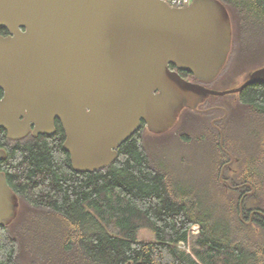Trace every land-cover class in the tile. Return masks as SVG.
<instances>
[{"label":"water","instance_id":"95a60500","mask_svg":"<svg viewBox=\"0 0 264 264\" xmlns=\"http://www.w3.org/2000/svg\"><path fill=\"white\" fill-rule=\"evenodd\" d=\"M0 27L9 32L0 34V128L20 140L53 133L57 118L75 171L113 162L141 122L162 134L184 108L198 111L210 96L264 82L263 65L233 87L203 85L217 78L232 47L221 0L180 8L164 0H0ZM5 155L0 148V161ZM18 208L0 170V225Z\"/></svg>","mask_w":264,"mask_h":264},{"label":"trees","instance_id":"16d2710c","mask_svg":"<svg viewBox=\"0 0 264 264\" xmlns=\"http://www.w3.org/2000/svg\"><path fill=\"white\" fill-rule=\"evenodd\" d=\"M221 1L231 22L264 31V0ZM228 95L258 115L261 128L248 125L245 132L253 135L254 148L237 156L236 172L232 149L223 137L217 142L210 136L217 149H203L208 152L202 154L201 182L180 180L151 154L143 136L151 132L144 122L121 143L113 162L92 171L72 168L60 124L52 134L20 140H10L0 128V148L6 153L0 170L19 200L16 218L0 225V264H17L21 241L11 229L22 204L43 211L33 216L32 230L24 236L44 256L43 264H264V82ZM141 228L150 229L153 238L138 239ZM181 242L186 248H179Z\"/></svg>","mask_w":264,"mask_h":264},{"label":"rangeland","instance_id":"374dc122","mask_svg":"<svg viewBox=\"0 0 264 264\" xmlns=\"http://www.w3.org/2000/svg\"><path fill=\"white\" fill-rule=\"evenodd\" d=\"M237 22V19L232 20L234 41L229 60L219 77L211 83L217 89H225L236 85L245 71L264 62V31L259 30L257 25L251 26L247 23L240 26ZM250 36H258L259 39H251ZM200 108L202 111H185L174 127L163 135H152L148 132L143 135L151 154L155 158L160 156V159L166 164L165 166L170 168L176 177L189 182H192L193 179L201 182L204 177L205 165L202 154L208 151H203V149H217L216 143L210 142V136L215 137L214 140L217 142L220 141L219 131L213 125H217L223 131V141L232 149L230 152L234 156V161L238 155L247 156L248 149L254 148L253 135L245 132L249 129L248 125L251 127L258 125L260 127L262 121L258 115L250 112L233 95L210 97ZM240 123L241 126L239 127L238 124ZM184 136L190 138L191 141L188 143L183 141L182 137ZM200 136L204 137L203 142L198 143L196 141L199 140ZM210 145L212 148L209 147ZM184 154L190 155L191 160H184ZM228 162L229 160L226 163ZM236 162L234 161L231 167L234 172H236L238 166ZM231 174L233 173L229 172L228 177ZM218 176L219 182H222L223 176H221V173ZM207 181H210V179L207 178ZM223 189V197L229 199V191ZM253 192L254 189L246 192V194ZM235 195L238 197V193L235 192ZM42 212L41 209L32 208L25 204L20 206L19 216L13 222L11 229V234L13 236L17 234L21 241V247L16 257L17 264H43L44 256L37 252L33 244L30 245L29 241L28 243L24 240V236L28 238L26 233H30L32 230L31 220L33 216L42 215ZM152 238L153 233L150 229L141 228L139 230L138 239L149 240ZM44 239L46 238L43 237L42 240ZM178 246L181 249L186 248L182 242Z\"/></svg>","mask_w":264,"mask_h":264},{"label":"flooded vegetation","instance_id":"af4514ba","mask_svg":"<svg viewBox=\"0 0 264 264\" xmlns=\"http://www.w3.org/2000/svg\"><path fill=\"white\" fill-rule=\"evenodd\" d=\"M5 29V28H4ZM4 33L3 34H1V35H3V36H6V35H8L9 34V32L5 29V31H3ZM234 36H232V46H233V41H234ZM250 38L252 39H259V37L258 36H255V37H253V36H250ZM231 49H232V47H231ZM227 62V61H226ZM225 65H226V63H225ZM264 65V62L263 63H261L260 65H257V66H255V67H253V68H251V69H248L247 71H245L243 74H242V78H241V80L236 84V85H238L239 83H241L243 80H245L247 77H248V75H249V73L252 71V70H254V69H256V68H258V67H260V66H263ZM224 68V67H223ZM184 79H186L187 81H190V82H197L196 81V79L191 75V74H189V73H183L184 71H180V70H177L176 68H174ZM220 75V74H219ZM219 75L217 76V78L219 77ZM217 78H215L213 81H215ZM213 81H211V82H209V83H204L203 85H205V86H207L208 88H211V89H215V90H222V89H217V88H215V87H213V85L211 84ZM226 89V88H225ZM4 96V92H3V90L2 89H0V99L2 98ZM211 97V96H210ZM209 97V98H210ZM208 98V99H209ZM207 99V100H208ZM206 102V101H205ZM205 102L204 103H202V104H199L198 105V108H199V110L198 111H202V109L200 108L203 104H205ZM216 107H221V106H216ZM185 111H187V112H193L192 110H190V109H188V108H184L182 111H181V113L179 114V117H178V119H177V121L179 120V118H180V116L185 112ZM57 124H60V121L57 119V118H55V120H54V131H55V128H56V125ZM61 125V124H60ZM216 127V126H215ZM217 128V127H216ZM31 129H33V127H31ZM218 129V128H217ZM218 131H219V134H220V136H221V134H222V132L218 129ZM54 133V132H53ZM29 134H32L31 132H29ZM43 134H47V133H43ZM52 134V133H51ZM28 135V134H27ZM26 135V136H27ZM33 135V134H32ZM39 135V134H38ZM33 136H37V135H33ZM8 183V182H7ZM9 185V184H8Z\"/></svg>","mask_w":264,"mask_h":264},{"label":"built area","instance_id":"2783aa9c","mask_svg":"<svg viewBox=\"0 0 264 264\" xmlns=\"http://www.w3.org/2000/svg\"><path fill=\"white\" fill-rule=\"evenodd\" d=\"M164 1L169 6L176 7V8L187 6L192 2V0H164Z\"/></svg>","mask_w":264,"mask_h":264}]
</instances>
